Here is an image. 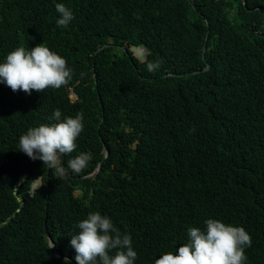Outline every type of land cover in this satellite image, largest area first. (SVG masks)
<instances>
[{"label": "trees", "instance_id": "trees-1", "mask_svg": "<svg viewBox=\"0 0 264 264\" xmlns=\"http://www.w3.org/2000/svg\"><path fill=\"white\" fill-rule=\"evenodd\" d=\"M194 1L0 0V63L44 43L73 70L67 86L31 95L0 83V264H77L71 235L91 212L131 235L134 264L175 252L209 218L243 226V264H264V0H247L262 13L243 0ZM57 3L74 14L67 28ZM56 109L84 114L76 150L61 157L67 168L91 152L79 174L18 151ZM103 142L110 155L87 177Z\"/></svg>", "mask_w": 264, "mask_h": 264}, {"label": "clouds", "instance_id": "clouds-1", "mask_svg": "<svg viewBox=\"0 0 264 264\" xmlns=\"http://www.w3.org/2000/svg\"><path fill=\"white\" fill-rule=\"evenodd\" d=\"M243 1L248 10L259 9L261 13L263 12L262 6L250 8L247 0ZM55 8L59 14L57 26L67 28L74 19L72 10L63 3H57ZM206 44L208 50V43ZM204 59L207 60L206 56ZM206 63L210 64L207 61ZM156 67L158 64H148L149 71ZM72 76L73 70L68 67L66 58L44 43L30 49L18 46L7 54L3 63H0V83H4L13 92L23 91L28 95H31L33 90L44 92L48 88L60 89L67 86ZM61 116V111L56 109L53 112L56 123H41L39 126L29 128L19 137L18 151L34 161L37 159L43 161L48 169H55L58 175H67L69 170L73 174H79L92 160L91 152H80L67 161V168L61 157L69 156L76 150L77 138L84 130V114L80 112L74 117L65 116L63 119ZM103 144L104 154L101 160H106L110 150L105 142ZM105 145L109 151L106 158ZM92 173L87 177H95L90 176ZM24 180L25 178L21 177L18 183L21 184ZM32 182L33 191H38L45 184L42 176ZM204 224L206 226L204 230L189 227L187 242L181 244L175 252L163 253L155 259L154 264H243L247 259L245 248L250 247L252 243L251 236L244 227L212 218L206 219ZM76 227L79 231L71 235L70 244L75 249L77 264H134L137 259L131 235L122 234L109 216L91 212ZM48 238V248L52 249L56 258H60L62 255L56 252V242L49 233Z\"/></svg>", "mask_w": 264, "mask_h": 264}, {"label": "water", "instance_id": "water-1", "mask_svg": "<svg viewBox=\"0 0 264 264\" xmlns=\"http://www.w3.org/2000/svg\"><path fill=\"white\" fill-rule=\"evenodd\" d=\"M189 1L191 2V4H192L193 6H195V2H194L193 0H189ZM259 8L262 9L261 7H259ZM254 9H256V8H254ZM125 49H126V48H125ZM206 50H207V44L205 45V47H204V51H203V57H204V58H205V56H206ZM146 53H147V51L144 50V51H143V55L146 54ZM142 57L144 58V56H142ZM210 68H211V65L208 64V66H207L206 69L209 70ZM108 155H109V151H108L107 146L105 145V158H106ZM104 161H105V159L101 160L99 168H98L94 173H92V175H90V176H96V175H97V173L102 169V166H103ZM18 184H20V183H18ZM16 187H17V186H16Z\"/></svg>", "mask_w": 264, "mask_h": 264}, {"label": "rangeland", "instance_id": "rangeland-1", "mask_svg": "<svg viewBox=\"0 0 264 264\" xmlns=\"http://www.w3.org/2000/svg\"><path fill=\"white\" fill-rule=\"evenodd\" d=\"M81 192H82L81 190L80 191L78 190V191H76V194H80Z\"/></svg>", "mask_w": 264, "mask_h": 264}]
</instances>
